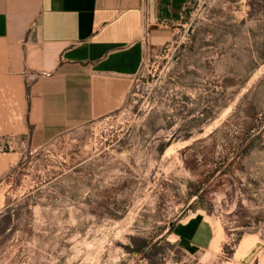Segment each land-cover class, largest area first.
<instances>
[{
    "label": "rangeland",
    "instance_id": "obj_1",
    "mask_svg": "<svg viewBox=\"0 0 264 264\" xmlns=\"http://www.w3.org/2000/svg\"><path fill=\"white\" fill-rule=\"evenodd\" d=\"M171 30L118 110L40 144L0 121V264H264V0Z\"/></svg>",
    "mask_w": 264,
    "mask_h": 264
},
{
    "label": "crops",
    "instance_id": "obj_2",
    "mask_svg": "<svg viewBox=\"0 0 264 264\" xmlns=\"http://www.w3.org/2000/svg\"><path fill=\"white\" fill-rule=\"evenodd\" d=\"M189 1L0 0V121L40 144L118 110Z\"/></svg>",
    "mask_w": 264,
    "mask_h": 264
},
{
    "label": "built area",
    "instance_id": "obj_3",
    "mask_svg": "<svg viewBox=\"0 0 264 264\" xmlns=\"http://www.w3.org/2000/svg\"><path fill=\"white\" fill-rule=\"evenodd\" d=\"M5 146V140L0 137V151H2V148Z\"/></svg>",
    "mask_w": 264,
    "mask_h": 264
},
{
    "label": "bare ground",
    "instance_id": "obj_4",
    "mask_svg": "<svg viewBox=\"0 0 264 264\" xmlns=\"http://www.w3.org/2000/svg\"><path fill=\"white\" fill-rule=\"evenodd\" d=\"M13 155H14V154H13ZM13 155H11V156H13ZM14 157H15V156H14ZM14 157H13V158H14ZM9 158L12 159V157H9ZM5 160L7 161L8 159H5ZM8 161H9V160H8ZM2 164H3V162H2ZM215 236H216V235H215ZM217 237H218V236H217Z\"/></svg>",
    "mask_w": 264,
    "mask_h": 264
}]
</instances>
